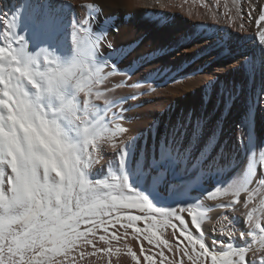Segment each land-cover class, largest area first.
I'll list each match as a JSON object with an SVG mask.
<instances>
[{
  "label": "snow or ice",
  "instance_id": "obj_1",
  "mask_svg": "<svg viewBox=\"0 0 264 264\" xmlns=\"http://www.w3.org/2000/svg\"><path fill=\"white\" fill-rule=\"evenodd\" d=\"M214 3L216 24L201 22L193 25L201 32L177 35L175 51L222 49L251 33L258 52L245 55L241 66L252 78L264 77V0ZM75 7L71 0H18L7 12L0 9V264H84L105 257L111 264L125 250L133 264H264V139L254 135L253 119V110L264 108V87L249 102L247 130L235 149L243 152L244 167L210 184L203 197L184 195L189 182L208 183L220 174L224 153L208 150L216 132L209 131L207 114L187 113L150 155L136 137L125 138L128 97L111 94L127 81L107 82L128 50L105 45L107 29L97 28L106 23L99 19L101 5H79L87 16L69 19ZM105 151L114 158L101 176L93 168ZM175 181L181 182L172 188L179 198L160 206L166 203L161 191ZM202 200L219 201L215 206L223 210L219 228L211 229L220 239L211 245ZM237 206L245 210V231L227 215Z\"/></svg>",
  "mask_w": 264,
  "mask_h": 264
},
{
  "label": "bare ground",
  "instance_id": "obj_2",
  "mask_svg": "<svg viewBox=\"0 0 264 264\" xmlns=\"http://www.w3.org/2000/svg\"><path fill=\"white\" fill-rule=\"evenodd\" d=\"M207 1L187 0V3H183L182 9L180 5L183 0H161L162 4L167 7L154 4L153 0H71V3L77 7L72 12L66 13L69 19L73 16L83 18L87 16L88 10L78 7L79 5L86 3L101 5L103 12L99 19L101 21L106 19V23L98 24L97 28L107 29L105 45L111 43L114 47H124L128 50V54L117 65L119 72L110 77L107 82V86L112 87L121 81H127L111 94L128 97L124 102L126 112L122 122L127 130L125 138L136 137L139 146L149 152L148 148H152L165 136L166 129L162 130L160 127L162 111L166 110L171 128L191 109L207 114L209 131L216 132L215 140L212 145H209L208 150L213 154L223 151L224 159L220 174L215 175L212 181L208 183L200 180L189 182L188 188L184 191L185 193L192 189L189 195L185 193L189 197H203L206 195L205 190L210 188V184L219 180L228 181L244 167V154L235 149L247 130L245 123L249 119L251 100L246 95H249L251 91L254 99L255 94L264 87V77L257 74L252 78L241 66L245 55L258 52V41L248 38L251 33L234 38L231 44L222 49L209 48L200 52L198 45H191L188 48H181L178 52L175 51L173 40L177 35L193 31L201 32V27H193V25H200L201 22L213 26L216 24V21L211 19L212 12L217 11L213 5L215 3L210 5ZM52 2L56 3V0ZM17 3L18 0H0V9L7 12L10 6ZM205 4L209 6L208 9L204 7ZM229 4L231 6V0ZM245 7H247L246 4ZM189 10L199 15L189 17L187 15ZM219 13L221 14V10ZM225 23L219 20L221 26ZM208 31H213V28L209 27ZM101 50L104 55L108 54L109 50L106 46H102ZM152 52H154V57L149 55ZM193 52L195 55H189ZM140 57H145L147 62L142 63ZM130 65L138 70L128 71ZM156 69L160 71L157 73L154 71ZM149 73L151 76H148ZM239 79L241 81L238 84V91L241 92L246 84L245 95L236 91L232 93V88H229L233 80L238 82ZM208 81L212 83L208 84ZM206 85L213 89H207ZM230 94L231 98H229ZM174 101L176 107L173 109L175 110L167 111L168 106H171ZM253 119L254 135L264 139V108L253 110ZM157 129L162 130L160 136L156 133ZM259 151L257 149L255 152L257 159H259ZM113 158L111 152L105 151L98 164H109ZM98 164L93 169H96ZM193 186L196 187L193 188ZM171 196L178 199L180 194L176 193ZM218 202L202 200V203L209 208L210 221L205 225L206 242L209 245L213 240L220 239L219 233L211 231L214 225L219 228L218 222L223 215V210L215 206ZM244 211L237 206L236 211L227 213L229 219L236 217L238 232L246 230L245 223L240 220ZM249 256L251 257V254ZM101 262L99 264H106ZM113 262L114 260H111V264Z\"/></svg>",
  "mask_w": 264,
  "mask_h": 264
},
{
  "label": "rangeland",
  "instance_id": "obj_3",
  "mask_svg": "<svg viewBox=\"0 0 264 264\" xmlns=\"http://www.w3.org/2000/svg\"><path fill=\"white\" fill-rule=\"evenodd\" d=\"M210 5H211V3L213 4L214 3V0H208L207 1ZM213 5H215V4H213ZM213 5H212V7H213ZM215 7V6H214ZM214 7H213V9H214ZM216 8V7H215ZM222 9H223V7H220V9H219V12H220V10H221V14H222ZM170 17H172V16H170ZM224 20V19H223ZM222 19H220V21H222V22H224L225 23V20L223 21ZM204 25H208V23H203ZM151 57H154L153 55H154V52H152L151 54H149ZM241 80L239 79L238 80V82H236L235 80H233V84H230V87L229 88H232V90H231V92L233 93L234 91H236L237 93H239V94H244L245 95V93H244V91L246 90V88H247V86H246V84H244V87H243V89L241 90V92H239L238 91V84H240L239 82H240ZM207 89H210V90H212L213 88L211 87V86H208L207 85ZM250 91V90H249ZM221 92H223L222 90H221ZM249 96V98H250V100H253V95H252V92L250 91V94L249 95H246V97H248ZM228 98V97H227ZM174 107H176V104H175V101L171 104V106H168V108H167V111H169L170 109L173 111V110H175V109H173ZM166 111V110H165ZM165 111H162V113H160V116L162 117V119H161V123H160V127H161V129L162 130H165L166 129V131H165V134H170L171 133V125L168 123V120H169V117L167 116V114L165 113ZM191 111H193V109H191L190 110V112ZM168 117V118H167ZM159 128V127H158ZM159 129H157V131H156V133H157V135L158 136H160L161 134H162V130H160V131H158ZM158 143V142H157ZM157 143H156V145H157ZM156 145H154V146H156ZM153 146V147H154ZM153 147L152 148H148L149 149V152H148V154L150 155L151 154V152H152V149H153ZM219 158V157H218ZM108 165L109 164H102V163H100V165L98 164V166H97V168L96 169H93V172H95V173H97V174H99V175H104V174H106L107 173V168H108ZM99 168H101V169H99ZM98 169V170H97ZM95 170V171H94ZM97 171V172H96ZM100 171V172H99ZM179 183H181L180 181H175V183H174V185H169V188H168V191H161V193H160V195H163L162 196V198L164 199V201H166V203H163V204H161L160 206H168L169 204H171L170 202H172V199L173 200H175L176 199V197H174V198H172L173 196H171V195H173L174 193H173V191H172V188L175 186V185H178ZM196 186H193V188H195ZM192 192V189H190L189 191H187V192H185L186 194H188L189 192ZM184 193V194H185ZM185 194V195H186ZM190 194V193H189ZM188 194V195H189ZM170 196H171V198H170ZM171 199V200H170ZM170 201V202H169ZM215 226H217V225H215ZM213 227V226H212ZM169 232H170V230H169ZM216 233H218V232H216ZM165 238H168V233H165ZM129 243L132 245V247H133V249L134 250H136L137 252H138V249H139V245L135 242V241H132L131 240V238H129ZM102 246V245H101ZM121 247H123V245H120ZM145 247H148V245L146 244V242H145ZM138 254H139V252H138ZM167 254V253H166ZM169 255V258H172L171 257V255L170 254H168ZM116 256V257H115ZM120 256V257H119ZM115 257V258H114ZM109 259V258H108ZM118 259H119V261H118ZM90 260H92V262L90 261ZM90 260H86L85 262H84V264H99L101 261L102 262H105L106 264H108V260H107V258L105 257L104 258V260H100V261H98L97 260V263H96V258H92V259H90ZM111 260H114V262L112 263V264H123V263H125V264H133V262H132V260H131V258L130 257H128L127 256V254H126V250L125 251H122V252H120V253H118V254H116V255H114L113 257H111ZM89 261V262H88ZM95 261V262H94ZM116 261H117V263H116ZM101 262V263H102Z\"/></svg>",
  "mask_w": 264,
  "mask_h": 264
}]
</instances>
